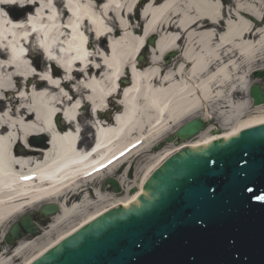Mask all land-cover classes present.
Returning <instances> with one entry per match:
<instances>
[{"label":"bare ground","instance_id":"obj_1","mask_svg":"<svg viewBox=\"0 0 264 264\" xmlns=\"http://www.w3.org/2000/svg\"><path fill=\"white\" fill-rule=\"evenodd\" d=\"M223 1L151 0L141 6L144 25L137 28L128 14L138 0H66L67 12L61 0H0V63L5 62L0 67V94L9 103L6 108L0 101V228L41 204L54 203L59 208L40 235L21 240L6 257V252H0V264L42 260L48 251L58 249L64 238L102 220L106 212L124 209L138 202L143 193L149 194L143 186L158 164L264 121V103L252 107L248 89L245 92L242 87L244 66L250 75L264 54V0H232L227 10L220 4ZM28 2L31 6L19 8L18 4ZM85 19L89 25L83 23ZM28 26L33 31L31 37ZM81 27L92 28L96 37L91 34L87 46L88 37ZM152 36L156 39L150 63L134 67V57ZM21 38L29 42L26 57ZM36 42L55 60L49 62L51 73L35 69L39 76L45 75L41 80L28 64L31 55H42L32 45ZM5 45L9 55L2 51ZM171 51L177 55L166 64L162 59ZM246 60L250 65H244ZM75 62L81 64V72L76 71L80 65ZM66 73L71 81L57 84L56 79ZM126 76L130 83L119 86ZM21 77L27 78L23 85ZM70 84L100 112L105 110L107 96L122 92L121 106H113L114 96L108 99L116 110L114 121L99 124L96 140L82 134L87 126L75 134L72 129L67 132L64 124L57 127L53 123L52 118L59 115L53 108L61 107L65 109L60 119L74 121L76 105H70L75 98L71 102L64 98ZM16 90L27 92L26 97L12 98ZM110 110L103 117L107 118ZM196 118L222 124L219 129L209 126L193 139L156 151L164 137L175 135ZM35 136L47 138L44 148L28 146V139ZM90 141L96 142L94 156L79 152ZM14 143L19 149L12 151ZM147 157L151 162L132 193H128L127 177L119 172L115 181L124 194L121 198L99 187L83 192L76 205L68 204L69 191L79 189L86 179L98 176L101 181L103 172L116 167L111 171L115 174L117 166L129 158L143 163Z\"/></svg>","mask_w":264,"mask_h":264},{"label":"water","instance_id":"obj_2","mask_svg":"<svg viewBox=\"0 0 264 264\" xmlns=\"http://www.w3.org/2000/svg\"><path fill=\"white\" fill-rule=\"evenodd\" d=\"M250 97L256 107L264 103L259 86ZM202 130L196 119L175 137L184 142ZM36 141L45 147L44 139ZM144 191L149 194L138 202L106 212L34 264H264V121L174 154L156 166ZM57 212L54 205L39 210L46 221ZM25 234L37 235L30 218L12 226L5 241L12 245Z\"/></svg>","mask_w":264,"mask_h":264},{"label":"rangeland","instance_id":"obj_3","mask_svg":"<svg viewBox=\"0 0 264 264\" xmlns=\"http://www.w3.org/2000/svg\"><path fill=\"white\" fill-rule=\"evenodd\" d=\"M232 0H224V6H229L230 5V2ZM139 16L136 15V19H138ZM134 20L135 22L132 21V24L133 26L135 27H139L141 28V25H143L139 20ZM150 49H146V52L145 54L143 55L144 56V59H143V65H147L148 61H149V52H150ZM91 51V50H90ZM258 59H261L259 62H256V64L253 66L254 69H260V68H264V54H262L261 58H258ZM163 60V59H162ZM173 60V59H172ZM31 61V65L32 67H34L36 70H41V69H45L47 70L48 69V66H46V64L43 62V59L41 58V56H32L30 57L29 59V63ZM164 62V61H163ZM173 63V62H172ZM249 63V64H248ZM251 61L249 60H246L244 62V65H250ZM5 64V62H2V64L0 63V65H3ZM262 64V65H261ZM247 71V67L244 66V69H243V81H242V87L243 88H246V87H250L252 85H259L261 86L263 92H264V80H261V81H254L252 78H246V74L244 75V72ZM0 76H1V73H0ZM40 80L41 79H45V75H40L38 77ZM20 84L23 85V81L21 80L20 81ZM14 82L11 81V85H10V89L13 90L14 89ZM27 95V92L23 91V90H20V91H17L14 92L12 94V98L14 99H18L20 97H26ZM0 97H4V94H0ZM77 103V102H76ZM113 104H115L113 101H112ZM4 107H7V103H3ZM74 105V104H73ZM72 105V106H73ZM71 106V107H72ZM77 106V105H76ZM53 110H55L56 112H60L61 110L60 109H57V108H53ZM252 111H254L253 109H251ZM82 115L79 117V128H76V132L75 134H80L81 132H83V128L85 126H87L88 128L84 130V132L82 133L83 135L86 136V138H88V140H91V137H92V130H91V127H92V122L89 121V119L91 120V118H89V108H85L83 111H81ZM214 116V115H212ZM218 116V115H217ZM55 118V117H54ZM52 118V120L54 119ZM211 120V119H209ZM60 123L63 124V122L61 121L60 119ZM210 123V126H213L217 129H219L221 127L220 123H218L217 121L215 120H211ZM14 136L18 139V135L17 133H14ZM40 138L42 139H46L45 136H40ZM169 138H173V134L172 135H167L166 137H164L162 139V142H161V145H157L156 147V151H164L165 149H168L170 146H173L174 143H171V142H168V139ZM47 140V139H46ZM31 141V140H30ZM17 142V141H16ZM91 144V141L90 143L86 146L89 147V145ZM17 150L19 149V144L17 143H14L13 144V150ZM157 155V153H156ZM139 159H131L127 162V164H124L122 168H119L117 171H115V174L113 173L112 175H105L104 178L101 180V181H95L93 184H90V185H87V190L88 191H93L95 188H99V187H104L108 190V193L109 194H116V195H120L118 196L119 198H121L124 194L120 192L119 190V187H118V192H115L112 187H111V184L109 183V180H118V174L119 172L121 173H124L125 176L127 177L126 179L128 180L129 183V186H130V190H129V194L132 193L131 191L133 190L132 187H138L141 183V180L144 176V167L146 165H148L151 161V157H147V159L143 162V163H139L138 162ZM136 191V190H134ZM120 192V193H119ZM49 204V203H48ZM52 204V203H50ZM43 205L45 204H41L39 206H36L34 207L32 210L28 211L25 215H22L18 218H16L15 220L11 221L9 224L7 225H4L0 228V252H6L4 257L8 256L10 253H11V248L13 246H15L18 242H20L21 240H24V239H32V238H35L37 237L38 235L41 234V231L43 228H45L49 222L51 221V216L49 217V220L46 221L41 215H39V209L40 207H42ZM23 218H30L31 222H32V226L36 227L37 228V235L35 236H31V235H28V234H25V235H21L20 238H18V240H16L12 245H9L7 244L5 241H4V237L7 236L10 232V229L12 228V226H14L15 224H18L19 221ZM22 232V231H21ZM21 263V260H16L14 262V264H20Z\"/></svg>","mask_w":264,"mask_h":264}]
</instances>
